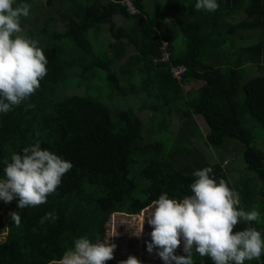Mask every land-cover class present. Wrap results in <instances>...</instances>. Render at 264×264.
Wrapping results in <instances>:
<instances>
[{
	"label": "trees",
	"instance_id": "16d2710c",
	"mask_svg": "<svg viewBox=\"0 0 264 264\" xmlns=\"http://www.w3.org/2000/svg\"><path fill=\"white\" fill-rule=\"evenodd\" d=\"M23 2L32 6L21 27L47 57V75L28 101L0 114V161H10L12 153L39 141L41 148L73 167L47 203L13 211L21 223L17 227L8 218L0 264L58 262L81 236L103 242L112 213L139 214L162 193L182 199L191 194L193 172L204 167H211L210 175L231 188L229 165L224 167L231 156L230 164L235 157L245 163L246 175L235 189L244 210L261 213V221L251 226L264 237V148L259 145L264 131L258 129H264V0H217L219 7L212 13L195 10L196 0H46L45 7L52 9L45 14L33 0ZM238 13L242 18L233 22ZM116 15L133 24H116ZM167 21L181 32L183 45L160 32ZM60 22L64 27L58 29ZM105 25L110 38L106 44L101 37ZM250 33L258 37L246 43ZM91 34L101 38L103 55L93 53ZM128 47L135 52L124 58ZM252 66L259 74L246 76ZM175 67L183 68L179 76ZM100 70L118 96L136 91L137 81L147 103L119 110L114 120L111 107L90 95L84 82L88 76H100ZM196 81H201L198 88ZM187 84H193L189 99ZM81 88H86L84 93H73ZM143 107L152 114L146 125L136 110ZM172 111L181 114L171 134L166 129ZM194 115L207 126L204 139L217 155L214 161L195 145L201 130ZM145 128L152 141L145 142ZM137 141L145 142L149 153L166 157V183H150L140 196L133 192L143 170L130 155ZM3 167L0 163V178ZM46 213L58 219L41 224ZM247 226L241 222L236 230ZM193 259L195 264H212L195 252ZM245 264H264V256Z\"/></svg>",
	"mask_w": 264,
	"mask_h": 264
},
{
	"label": "clouds",
	"instance_id": "9594fccd",
	"mask_svg": "<svg viewBox=\"0 0 264 264\" xmlns=\"http://www.w3.org/2000/svg\"><path fill=\"white\" fill-rule=\"evenodd\" d=\"M194 7L212 13L219 5L217 0H196ZM30 11L31 5L23 0H0V114L28 101L47 75V57L38 41L27 36L21 27V20L28 18ZM0 163L4 165L0 201L10 203L15 199L18 209L47 203L73 167L70 161L41 148L39 141L24 147L21 153H12L10 161L4 159ZM212 171L211 167H204L193 172L190 195L177 200L162 193L151 202L150 215L143 221L140 233L146 222L152 229L146 250L151 254L156 249L163 264H195L194 252L212 264H245L264 256V237L251 226L261 221V213L241 208L239 193L224 179L217 182L210 175ZM10 216L19 227L18 211ZM57 219L54 213H46L40 223ZM241 222L249 226L236 230ZM181 248L184 254L176 255ZM115 249L116 245L109 241L93 242L81 236L64 251L58 264H106L114 259ZM119 264L140 261L129 255Z\"/></svg>",
	"mask_w": 264,
	"mask_h": 264
},
{
	"label": "rangeland",
	"instance_id": "374dc122",
	"mask_svg": "<svg viewBox=\"0 0 264 264\" xmlns=\"http://www.w3.org/2000/svg\"><path fill=\"white\" fill-rule=\"evenodd\" d=\"M33 3L36 5H39L41 9H43V12H46V9H52L45 7L46 0H33ZM30 4V3H29ZM31 5V4H30ZM32 6V5H31ZM44 7V8H43ZM53 7H56L53 6ZM149 4L147 5V9H149ZM45 14V13H44ZM233 22H236L237 20L242 18V14L238 13L235 14V16L232 17ZM115 23L116 24H123L131 26L133 23L131 20L124 19L120 15L115 16ZM64 24L59 23L58 29L63 28ZM176 25L172 21H167L166 26H163L160 29V32L169 33L170 35H173V39L176 43L181 42L182 45L184 44V38L180 31L177 32L178 29H176ZM177 32V33H176ZM176 34V35H174ZM101 37L103 38V43L106 44L110 38L107 37V26H104V33H101ZM236 37V36H235ZM258 36L254 35L252 33L249 34L248 38L246 39V43L254 42L257 39ZM90 38L92 39L93 44V53L95 55L100 54L103 55L106 51V48L103 44H101V38L100 37H94L92 34L90 35ZM237 38V37H236ZM134 49L132 47H128L126 54L124 55V58L128 57L130 54L134 53ZM123 58V61L125 60ZM75 71V70H74ZM76 72V71H75ZM100 76L91 77L88 76L84 81L85 85H87L88 93L90 95L97 96L99 99L104 101L106 104H108L111 107V115L114 120L117 119V112L121 109H124L127 106L139 104L142 102L147 103V100L145 99L147 95L139 88L138 82L136 83V91L134 90L129 96H118L114 94L111 89L109 88L108 84L106 83L104 77V73L100 70ZM259 72L256 70L255 66L251 67V71L246 74V76L251 75H258ZM123 81H126V79H122ZM128 80V79H127ZM126 83V82H125ZM193 83V82H192ZM195 87L198 88V85H201V81H196ZM192 84V85H193ZM188 85V84H187ZM184 86L185 94L187 99H189V93L190 88L192 85ZM86 88H81L73 93H84ZM145 101H144V100ZM139 116L141 120L146 123H148L151 118L152 114L148 109L143 107L142 109L138 110ZM181 112L175 113L172 111V113L168 116V126H167V132L168 133H175L177 131L178 127V121L179 116ZM195 122L199 126V129L201 130V138L195 141L196 147L199 149V151H202L210 160H216L217 155L213 152V150L207 145L205 142L204 136L207 132V126L202 119L200 115H194ZM256 124V122H254ZM256 127H260L259 125ZM261 132L264 131V129L258 128ZM264 135V134H263ZM144 136H145V142L152 141L147 133L146 128L144 129ZM145 142L138 143L136 142L135 145L132 146V149L130 151L131 157L137 161L138 168L140 170H143L141 172V176L139 177L137 181V190H135L133 193L135 196H140V194L143 192V190L148 187L150 183L156 182L159 184H165L166 179L164 176V169L163 164L164 159L166 157H162L159 155V153L151 154L147 151V148L145 146ZM259 145L261 148H264V138L260 141ZM258 146V145H257ZM223 149V147H222ZM235 152L233 151V154ZM232 153H226L224 156H228ZM232 154V155H233ZM131 158V159H132ZM232 160V156L227 159V161L224 164V167L229 165L226 170L230 173L229 179L232 184V189L236 191L235 189V183L238 182L240 177L246 175L244 173V166L245 163L241 160H239L237 157L234 158L233 162L230 164V161ZM144 163H141V162ZM134 170H137V167L134 168ZM171 170V169H170ZM258 186L261 187L262 183H258ZM260 188H258V194H260ZM151 205V204H150ZM145 207L143 210L140 211L139 214H127L123 212H115L112 213L105 225L106 231H105V238L103 242H110L114 243L116 245V249L114 251V260L121 261L127 259L129 255L136 257L140 263H150V264H163V261L160 260V258L156 255V249L153 250V252L150 254L146 250V242H150V236L149 233L151 232V227L145 222L143 225V231L140 233V229L142 226L143 221L146 219L148 215H150L149 206ZM241 208V204L239 205ZM17 208V201L14 199L10 203H4L3 201H0V241L3 240L7 233V221L10 217V213H12ZM182 248L177 249L176 255L181 254ZM50 264H58V262H52Z\"/></svg>",
	"mask_w": 264,
	"mask_h": 264
},
{
	"label": "built area",
	"instance_id": "2783aa9c",
	"mask_svg": "<svg viewBox=\"0 0 264 264\" xmlns=\"http://www.w3.org/2000/svg\"><path fill=\"white\" fill-rule=\"evenodd\" d=\"M127 5H128L129 7H132V4H131L130 2H127ZM131 10H133V8H131ZM164 57H165V59H166V55H165ZM174 72H175V74H176L177 76H179V74L183 72V68L179 69V68L175 67V68H174Z\"/></svg>",
	"mask_w": 264,
	"mask_h": 264
}]
</instances>
